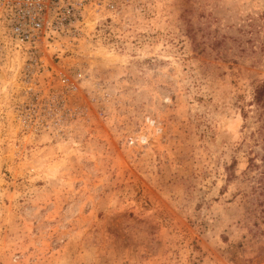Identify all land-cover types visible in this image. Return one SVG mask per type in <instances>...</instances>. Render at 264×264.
Masks as SVG:
<instances>
[{
    "label": "rangeland",
    "instance_id": "obj_1",
    "mask_svg": "<svg viewBox=\"0 0 264 264\" xmlns=\"http://www.w3.org/2000/svg\"><path fill=\"white\" fill-rule=\"evenodd\" d=\"M41 47L0 55V264H264V0H92Z\"/></svg>",
    "mask_w": 264,
    "mask_h": 264
},
{
    "label": "built area",
    "instance_id": "obj_2",
    "mask_svg": "<svg viewBox=\"0 0 264 264\" xmlns=\"http://www.w3.org/2000/svg\"><path fill=\"white\" fill-rule=\"evenodd\" d=\"M92 0H0V55L26 57L35 64L41 45L53 40L67 17ZM112 10L114 4L107 3Z\"/></svg>",
    "mask_w": 264,
    "mask_h": 264
},
{
    "label": "trees",
    "instance_id": "obj_3",
    "mask_svg": "<svg viewBox=\"0 0 264 264\" xmlns=\"http://www.w3.org/2000/svg\"><path fill=\"white\" fill-rule=\"evenodd\" d=\"M263 98H264V85H261L256 89L254 99L256 102L262 103L263 105L264 103Z\"/></svg>",
    "mask_w": 264,
    "mask_h": 264
}]
</instances>
